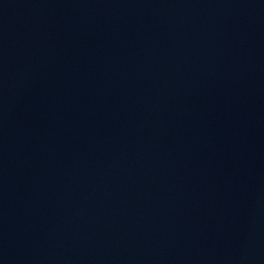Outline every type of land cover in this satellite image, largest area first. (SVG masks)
<instances>
[{
	"label": "water",
	"instance_id": "1",
	"mask_svg": "<svg viewBox=\"0 0 264 264\" xmlns=\"http://www.w3.org/2000/svg\"><path fill=\"white\" fill-rule=\"evenodd\" d=\"M264 141V0H0V264H203Z\"/></svg>",
	"mask_w": 264,
	"mask_h": 264
}]
</instances>
